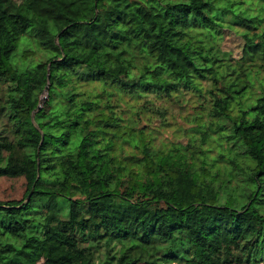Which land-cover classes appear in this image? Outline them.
I'll return each instance as SVG.
<instances>
[{"label": "trees", "instance_id": "16d2710c", "mask_svg": "<svg viewBox=\"0 0 264 264\" xmlns=\"http://www.w3.org/2000/svg\"><path fill=\"white\" fill-rule=\"evenodd\" d=\"M116 88L204 111L164 146ZM0 114V264H264V0H0Z\"/></svg>", "mask_w": 264, "mask_h": 264}, {"label": "rangeland", "instance_id": "374dc122", "mask_svg": "<svg viewBox=\"0 0 264 264\" xmlns=\"http://www.w3.org/2000/svg\"><path fill=\"white\" fill-rule=\"evenodd\" d=\"M224 30L222 38L218 40L219 47L223 51H227L231 56L230 58H236L240 54L242 39L237 31ZM80 87L97 88V84L87 82L84 85L80 84ZM44 95L45 91L41 94V98ZM111 99L120 109L122 113L120 115L123 118L127 116L134 118L133 120L135 123L137 122L138 127H142L144 131L155 137V143H163L164 146H168L171 141L175 140L185 142L187 130L193 123L192 117L195 113H203L204 111L200 107L204 104L201 96L198 97L188 90L183 91L180 95L173 93L170 97L155 91H147L142 96L137 97L122 93L116 88L113 89ZM2 122H5V118L0 114V124ZM202 146H205V143ZM214 153L215 148L212 145L206 154L211 157ZM32 177L30 172L14 177L0 176V199H10L17 203L27 193ZM171 264L175 263L171 262Z\"/></svg>", "mask_w": 264, "mask_h": 264}, {"label": "water", "instance_id": "95a60500", "mask_svg": "<svg viewBox=\"0 0 264 264\" xmlns=\"http://www.w3.org/2000/svg\"><path fill=\"white\" fill-rule=\"evenodd\" d=\"M46 87V86H45ZM29 193H30V191H28V193L26 194V198H28V196H29Z\"/></svg>", "mask_w": 264, "mask_h": 264}]
</instances>
